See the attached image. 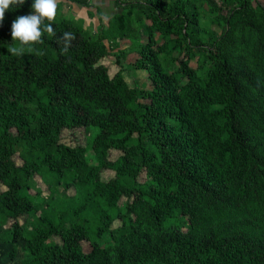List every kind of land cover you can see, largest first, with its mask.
Here are the masks:
<instances>
[{
  "label": "trees",
  "instance_id": "trees-1",
  "mask_svg": "<svg viewBox=\"0 0 264 264\" xmlns=\"http://www.w3.org/2000/svg\"><path fill=\"white\" fill-rule=\"evenodd\" d=\"M32 2L0 24V264H264V5L119 0L98 37L57 15L13 56ZM107 41L149 84L111 75ZM81 128L88 146L61 142Z\"/></svg>",
  "mask_w": 264,
  "mask_h": 264
},
{
  "label": "rangeland",
  "instance_id": "rangeland-1",
  "mask_svg": "<svg viewBox=\"0 0 264 264\" xmlns=\"http://www.w3.org/2000/svg\"><path fill=\"white\" fill-rule=\"evenodd\" d=\"M258 1L262 5H264V0H258ZM64 8L59 9L58 16L62 17L64 15L63 17H66L69 20H73L77 22L90 35L98 37L100 33H103V31L107 29V26L109 23L107 24V20H103V18H101V20H99L98 18V20H96L95 22L87 24L86 21L79 19L77 16H76L77 18H75L73 13H71V11L69 12V10L64 9ZM115 9L120 10L121 6H119L118 4L116 5ZM202 10H204L205 19L209 18L210 15L208 14L207 6H203ZM214 29H216V31L220 33V29L218 27L214 26ZM105 44L109 47L111 54L108 57H106V59L103 60L102 63L110 69L111 75H113L115 72L122 69L124 77L131 87H143L145 86V84H149V76L147 72L139 71L133 67V64L138 58L137 54L135 53L128 54L127 57H124L121 59L118 65L117 58L115 56L116 51H114L111 48V45L108 41ZM193 66H195L194 63H193ZM93 134H94L93 130L87 131L85 128L75 129L71 131L66 130L62 135L61 142L69 146H78V145L88 146L89 140L92 138ZM121 155L122 153H119L118 151H112L110 154V159L116 160ZM14 160L18 166L23 165V161L21 160L19 155H16L14 157ZM89 161L92 163L94 162L92 154L89 155ZM114 177H115L114 172L110 170H104V172H102V181L104 182L114 179ZM140 181L141 182L146 181L145 174L141 176ZM35 182H36L37 188L31 191L33 195L37 194L38 189H40L41 192L45 196L49 195L50 193L49 189L41 177L36 176ZM5 190L6 188L2 184H0V192L5 191ZM23 221L24 219H22V222ZM84 245H85V248L88 249L89 245L87 243H85Z\"/></svg>",
  "mask_w": 264,
  "mask_h": 264
},
{
  "label": "clouds",
  "instance_id": "clouds-1",
  "mask_svg": "<svg viewBox=\"0 0 264 264\" xmlns=\"http://www.w3.org/2000/svg\"><path fill=\"white\" fill-rule=\"evenodd\" d=\"M26 0H0V24L5 19V13L12 8H21ZM60 0H33L31 14L18 16L11 25L12 43L7 48L13 56L22 57L26 51L31 52L35 46L44 43L43 36H55L53 24L57 21ZM75 36L65 31L58 42H62L61 49L66 54Z\"/></svg>",
  "mask_w": 264,
  "mask_h": 264
},
{
  "label": "crops",
  "instance_id": "crops-1",
  "mask_svg": "<svg viewBox=\"0 0 264 264\" xmlns=\"http://www.w3.org/2000/svg\"><path fill=\"white\" fill-rule=\"evenodd\" d=\"M118 3L119 0H93L90 3L91 5L86 7L77 2L73 3L69 0H60L59 7H65L64 9L69 10V12L71 11L75 18L78 17L79 19L86 21L87 24L95 22L98 18L99 20H101V18L107 20L108 24L110 17L121 11V9H115Z\"/></svg>",
  "mask_w": 264,
  "mask_h": 264
}]
</instances>
